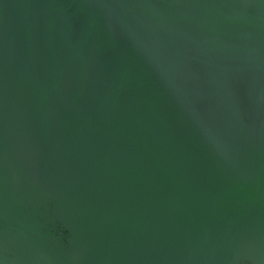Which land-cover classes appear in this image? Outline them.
Wrapping results in <instances>:
<instances>
[{
	"label": "water",
	"instance_id": "water-1",
	"mask_svg": "<svg viewBox=\"0 0 264 264\" xmlns=\"http://www.w3.org/2000/svg\"><path fill=\"white\" fill-rule=\"evenodd\" d=\"M0 239L264 264V0H0Z\"/></svg>",
	"mask_w": 264,
	"mask_h": 264
},
{
	"label": "bare ground",
	"instance_id": "bare-ground-1",
	"mask_svg": "<svg viewBox=\"0 0 264 264\" xmlns=\"http://www.w3.org/2000/svg\"><path fill=\"white\" fill-rule=\"evenodd\" d=\"M48 233L46 232V235H47ZM51 242H53L54 244H59L60 245V248L61 249H64V247L61 245V243L60 242H58L57 240L56 241H53V240H50ZM2 242H1V239H0V244H1ZM0 250H2V249H0Z\"/></svg>",
	"mask_w": 264,
	"mask_h": 264
}]
</instances>
